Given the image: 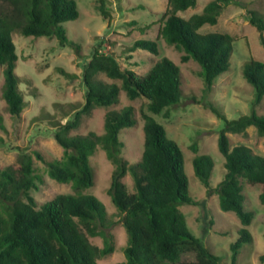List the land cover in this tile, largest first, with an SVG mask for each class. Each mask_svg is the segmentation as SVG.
Wrapping results in <instances>:
<instances>
[{"label": "trees", "instance_id": "16d2710c", "mask_svg": "<svg viewBox=\"0 0 264 264\" xmlns=\"http://www.w3.org/2000/svg\"><path fill=\"white\" fill-rule=\"evenodd\" d=\"M96 2L103 18L109 21L111 15L105 0ZM233 2L209 0L201 13L185 19L179 12L195 8L198 0H168L157 38L136 40L131 51L141 49L159 55V40L163 39L183 53V63L190 60L198 63L200 76L209 91L214 80L231 66L234 39L225 33H200L199 30L206 24H217L222 10ZM78 17L74 0H0V67L4 68L5 78L2 96L11 116L20 117L25 108L20 79L15 72L18 55L12 32L19 31L26 37H55L60 46H73L78 51L79 45L68 39L64 27V23ZM247 17L264 46V15L248 10ZM99 75L112 82L100 79ZM243 76L255 92L250 114L229 121L218 107L207 106L225 121L218 139L225 159L223 180L214 188L210 186L214 167L211 156L196 154L192 160L196 177L209 194L218 195L221 210L234 212L241 222L238 237L231 244L232 264H237L240 250L253 240L246 228L252 223L253 214L245 209L241 179L249 186L261 187L259 199L264 204V156L254 154L244 145L231 149L229 144L228 133L242 134L251 126L259 135H264V115L255 110L264 98V63L251 58L244 65ZM83 80L85 106L73 121L62 125L55 133L64 150L62 159L49 161L35 153L46 165L49 177L71 184L74 193L59 194L38 207L30 195V190L36 189V182L40 180L31 153L19 155L17 170L0 169V197L9 203L5 214H0V264H97L114 252L113 236L100 229V226L106 228L104 205L84 193L95 185L90 158L98 149L105 152L113 166L108 194L127 234L125 259L118 264H224L187 226L179 207L198 205V202L188 195L184 154L151 114L141 113L144 143L137 163H130L122 156L124 143L120 140L123 130L137 124L132 106L107 111L101 134L91 131L70 136L71 131L79 127L82 115H90L96 108L117 105L121 91L130 100H147L152 114H160L176 105L183 96L179 66L168 57H162L145 75H137L123 68L113 53H104L96 47L85 67ZM192 149L198 152L197 146L193 145ZM127 175L132 177L133 191L123 182ZM98 236L104 239L103 247L90 242L91 237ZM184 254H192L194 260L183 261Z\"/></svg>", "mask_w": 264, "mask_h": 264}, {"label": "rangeland", "instance_id": "374dc122", "mask_svg": "<svg viewBox=\"0 0 264 264\" xmlns=\"http://www.w3.org/2000/svg\"><path fill=\"white\" fill-rule=\"evenodd\" d=\"M79 17L64 23L67 37L79 45L62 47L58 40L46 37L23 36L12 32V39L18 55L15 70L20 79L19 89L25 101L20 117H13L3 99L4 68L0 67V169L19 168L21 153H31L36 174L40 180L37 188L30 190L38 207L59 194L74 193L71 184L60 183L49 177L46 165L35 153L46 160H61L63 147L55 138L56 131L75 119L86 103V87L83 73L98 47L104 53H113L121 66L133 70L137 75H145L155 62L168 57L182 73L183 96L179 103L164 109L160 114L148 111L147 100H130L121 91L119 103L109 108H96L90 115H82L79 127L71 131L75 134L104 131L105 114L109 110H119L125 106L134 108L137 124L123 130L120 140L124 143L122 156L130 163L140 161L143 152L144 132L142 111L151 114L161 124L167 137L175 141L184 154V170L188 180V195L198 205L183 204L179 207L184 214L189 230L199 238L224 264L231 263V244L237 239L242 227L234 212L221 210L216 193L209 194L196 177L192 160L196 154L212 157L214 167L210 186L216 187L225 176V159L218 147L220 133L225 121L218 118L207 106L218 107L229 121L236 120L252 111L255 97L254 88L243 76L244 65L251 59L264 63V46L259 32L248 20L247 11L254 10L264 15V0H234L222 10L218 23L206 24L199 32L225 33L233 37L231 66L214 80L207 91L200 76L201 67L194 60L181 61L182 52L159 40V55L138 49L131 51L136 40H155L162 24V14L168 0H105L110 20H105L98 10L96 0H74ZM209 0H198L195 8L179 12L188 19L201 13ZM100 44V46H99ZM100 79L110 81L104 75ZM120 84L119 81H114ZM256 112L264 115V98ZM230 148L244 145L254 154L264 156V135L258 134L251 126L242 134L228 133ZM197 146L194 153L192 146ZM94 171L95 185L84 191L96 197L105 207V226L100 229L113 236L114 252L97 261V264H118L124 261L127 234L121 216L108 194L113 166L106 154L98 149L90 158ZM123 182L130 191L134 190L132 177L127 175ZM245 195V209L253 214L252 223L246 228L253 237L252 243L240 250L237 264H264V204L260 202L261 187L249 186L241 179ZM25 200L24 197H22ZM9 203L0 197V214L4 215ZM90 242L104 246L102 237L90 238ZM183 261H192V254H184Z\"/></svg>", "mask_w": 264, "mask_h": 264}]
</instances>
